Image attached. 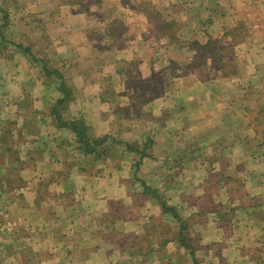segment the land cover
<instances>
[{"label":"rangeland","instance_id":"rangeland-1","mask_svg":"<svg viewBox=\"0 0 264 264\" xmlns=\"http://www.w3.org/2000/svg\"><path fill=\"white\" fill-rule=\"evenodd\" d=\"M260 108L264 0H0V264H264Z\"/></svg>","mask_w":264,"mask_h":264},{"label":"trees","instance_id":"trees-1","mask_svg":"<svg viewBox=\"0 0 264 264\" xmlns=\"http://www.w3.org/2000/svg\"><path fill=\"white\" fill-rule=\"evenodd\" d=\"M171 25L172 24L169 23L166 25V27L163 26L162 31L166 34V36H175V35L171 34L170 31H168V33H167L166 29H169L171 27ZM210 42H211V40H210ZM19 47L24 52L30 53L33 55L30 48H23L21 46H19ZM214 48H216V46H214ZM219 51H225V49H219ZM205 52H206L205 50H202L203 54ZM216 56L217 55L214 54V57H216ZM217 60H219V62H222V60L219 56H217ZM45 71H46V75L48 76V78L52 77L51 75H55L56 73L59 74V72L52 70L49 66H46ZM60 78H62V76ZM60 89H61L62 96H60L56 99L53 110H52L54 118L58 122V124H57L58 127L64 128V129L68 128L69 131H72V133H74L75 141L77 143V145H76L77 149L79 151H81L82 153H84L85 155H92L91 157H93L95 160H99V159L103 158L104 156L108 155V154H105V152H103L102 150H99V147L106 142L107 138L104 137V138H99V139H94V140L91 139L87 133L89 127H88V125L84 119L65 121L63 115L61 114V111L63 108L65 109L67 104H69L73 100V98H71L72 90L69 89V86L66 84L64 79L61 80ZM127 148L129 150H131L132 152H135V153L141 155L142 157L145 154L144 150L136 148V147L132 146L131 144H127ZM139 165L140 164H138V166ZM137 181H141V179H137ZM142 185L145 187V192L147 194H149V193L152 194V196L154 198H156V200L159 202L160 206L162 207L163 214H165L166 216H168V214H170L174 219L178 220L181 223L182 232L179 233V238L182 242V245H185L186 247L192 249V246L189 245V243L187 242V238L183 233V230L187 229V226H185L184 221L181 218V216L179 215V213L177 212L176 208L168 205V202L166 200H164V198L160 195V192L158 189L151 188L150 186L145 184V182H142ZM169 218H171V217H169ZM192 255H195V254L192 253Z\"/></svg>","mask_w":264,"mask_h":264},{"label":"crops","instance_id":"crops-1","mask_svg":"<svg viewBox=\"0 0 264 264\" xmlns=\"http://www.w3.org/2000/svg\"><path fill=\"white\" fill-rule=\"evenodd\" d=\"M243 87H245V85L243 86ZM19 89V88H18ZM246 89H248V90H250V91H253V89L251 88V86L250 85H248L247 86V88H242V93L244 94L245 92L246 93H248L247 91H246ZM1 93H3V94H5L6 96H8V95H10V93H11V91H9V90H4L3 92H1ZM235 93V92H234ZM250 95H253L252 93H250ZM249 94L247 95V96H244V95H241V97H242V99H241V101H242V103H245V106L243 105V104H241V106H240V108H242V109H245V110H252V109H254V108H257V107H255V106H253L252 104H256V103H259V101H260V99L259 98H253V97H251ZM248 97V98H247ZM227 99V100H226ZM237 100H239V99H236V98H230V100H228V98L227 97H225V98H222V100L220 101V103H219V106L220 105H222L223 107L221 108V110L222 111H225L226 109H228V108H233V107H237ZM11 105H13L11 108H14V107H16V106H19L20 105V102H16V103H11ZM227 105H230V107H227ZM7 106V105H6ZM28 106V105H27ZM26 106V107H27ZM41 109V108H40ZM17 109H15L14 110V112L16 111ZM229 110V109H228ZM260 110H264V108H260ZM235 118V117H234ZM260 121H259V125H260ZM2 130H4V128L2 127V123L0 122V135H1V137H0V139H2V140H5L4 138V135L2 136ZM94 185V184H93ZM60 187H64L63 185H61ZM251 187V185L249 186H247V189H249ZM74 200L76 201V202H79V199H78V197H74ZM74 204V203H73ZM260 216H264V213L262 214V215H260ZM53 230V229H52ZM49 233L50 234H54V232L53 231H49ZM74 235V234H73ZM72 236V235H71ZM70 236V237H71ZM263 236H264V234H263Z\"/></svg>","mask_w":264,"mask_h":264}]
</instances>
